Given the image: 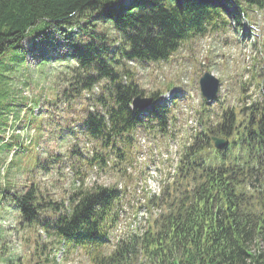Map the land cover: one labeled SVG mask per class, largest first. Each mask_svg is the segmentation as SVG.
<instances>
[{"label":"trees","instance_id":"1","mask_svg":"<svg viewBox=\"0 0 264 264\" xmlns=\"http://www.w3.org/2000/svg\"><path fill=\"white\" fill-rule=\"evenodd\" d=\"M244 6L263 9L264 0H0V102L9 95L2 87L7 75L24 62L25 39H35L34 49L71 58L66 95L75 100L89 93L79 124L106 148L92 161L103 169L113 155L111 168L119 169L139 132L166 133L173 121L166 106L151 107L144 119L131 108L145 94L127 63L166 61L183 42L224 25V17L239 23ZM259 81L261 99L244 116L227 109L217 125L206 116L202 131L184 145L174 182L147 200L148 210L161 213L152 212L143 232L120 240L110 253L105 248L118 218L112 210L121 199L116 187L91 185L55 201L32 184L23 192L3 185L0 201L18 216V229L32 234L24 244L32 254L20 264H49L52 253L55 263L62 245L84 251L89 264H129L136 255L150 264H264V77ZM149 96L156 101L158 92ZM213 136L225 139L221 150L213 149ZM256 177L259 184L250 190ZM43 235L48 244L40 245Z\"/></svg>","mask_w":264,"mask_h":264},{"label":"rangeland","instance_id":"2","mask_svg":"<svg viewBox=\"0 0 264 264\" xmlns=\"http://www.w3.org/2000/svg\"><path fill=\"white\" fill-rule=\"evenodd\" d=\"M130 1L122 0V3L128 4ZM257 12L264 26V8ZM237 13L239 23L234 17H224V25L217 24V28L210 27L204 34L183 42L166 61L127 63L144 91V97L158 92L160 100L169 101L167 104L171 105L168 108L173 121L166 133H160L156 128L138 133L131 150L128 152L125 149L123 165L119 168L122 173L117 167L112 169L116 164L113 155L108 159L110 167L102 169L97 161H92L97 158L96 154H101L99 150L102 146L89 139L79 124L81 117H84L89 93L82 92L75 100L66 95L74 68L71 58H61L56 51L46 52L45 46L34 49L35 45L31 44L35 39H25L22 43L24 62L7 75L8 81L2 86L9 95L0 102V119L4 120L3 125L6 123L5 128L0 129V189L9 183L14 184L15 189L11 191L23 192L27 189L25 187L32 184L41 194L60 201L72 191L85 188L87 180L91 179V185L114 186L121 192V199L112 210L119 217L109 231L110 243L105 253L114 250L120 240L143 232L151 221L146 224V220L152 218V210L146 206L147 198L143 204L145 196L138 193V188L144 186L146 172H153L157 179L160 174L161 187L165 189L175 180L173 169L176 168L179 152L184 145L190 144L189 138L207 124L206 116H209V124L217 125L226 109L242 110L245 106L242 102L244 96H247V106L251 104L248 102L251 93L258 96L256 101H259L258 82L253 78L259 74L258 71L264 72V54L259 52L257 45L251 44L253 42L248 43L247 38H241L243 16ZM244 13L250 21L256 10L244 6ZM107 33L112 40L115 38V33L110 29ZM55 41L61 43L63 40ZM41 56L45 62L40 61ZM203 71H209L220 80L221 102L201 105L197 83ZM242 89H246L244 94ZM195 101L197 105L192 108L191 104ZM189 107L194 112L192 117L183 114ZM189 118L193 121L192 127L187 123ZM141 137L148 142L142 141L143 147L155 151L152 156L147 152V160L138 162ZM6 141L11 143L10 147L4 146ZM175 150L176 155L172 152ZM157 151L162 155H157ZM77 182L79 187L76 186ZM250 185L256 186L254 182ZM2 204L0 201V264H20L26 252V257L32 254L29 252L32 248L24 249L25 242L28 239L31 241L32 234L20 231L18 216L9 204ZM2 206L8 208L2 210ZM141 211L145 217L139 220L142 213L139 215L138 212ZM39 244H48L44 235ZM58 251L60 255L56 256L55 263L54 253L47 256L49 264H89L82 250L64 245ZM129 264L150 263L136 255Z\"/></svg>","mask_w":264,"mask_h":264},{"label":"water","instance_id":"3","mask_svg":"<svg viewBox=\"0 0 264 264\" xmlns=\"http://www.w3.org/2000/svg\"><path fill=\"white\" fill-rule=\"evenodd\" d=\"M198 86L200 90V94L205 101H210L215 98L219 87V81L209 72H203L200 78L198 79ZM244 93V90L242 91ZM246 102V98L243 99V103ZM152 100L150 98H142L140 96H136L132 101V108L138 111H141L150 106ZM247 107L243 109V113L247 111ZM213 143V147L215 149H221L224 145V140L218 138H211ZM257 182V180H255Z\"/></svg>","mask_w":264,"mask_h":264}]
</instances>
